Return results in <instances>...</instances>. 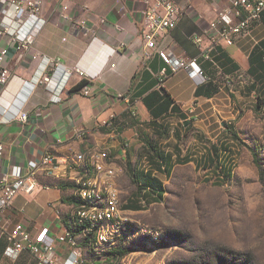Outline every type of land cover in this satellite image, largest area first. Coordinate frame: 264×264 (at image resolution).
Wrapping results in <instances>:
<instances>
[{
    "label": "crops",
    "instance_id": "obj_1",
    "mask_svg": "<svg viewBox=\"0 0 264 264\" xmlns=\"http://www.w3.org/2000/svg\"><path fill=\"white\" fill-rule=\"evenodd\" d=\"M42 1L46 24L31 46L0 39V49L7 48L2 65L10 72L8 82L0 88V142L4 147L0 176L9 181L26 177L30 162L39 166L32 179L34 190L17 194L12 206L0 215V264H35L28 252L16 257L4 254L10 245V232L17 223H23L33 239L46 229L48 237L57 244L55 253L60 262L70 255L71 248L65 239L69 234L77 242L85 264H95L75 225L74 185L48 176L43 157L52 156L61 170L73 153L108 147L114 159L124 157L119 141L103 126L113 119L120 141L128 146L137 143L142 146L140 157L145 164L148 162L144 141L149 137L171 154L173 161L178 156L189 160L185 163L189 164L190 154L181 149L175 152L172 130L165 140L158 139L154 130L160 125L173 129L172 120L180 121L179 116L196 104L206 122L217 118L227 139L226 143L222 140L206 143L207 148L195 161V167L201 170L197 163L203 165L211 157V145L231 149L234 162L237 142L230 138V132L237 136L239 132L234 123L229 126L224 121L234 120L241 111L264 110V15L231 47L219 44L211 48L210 59L206 60L190 38L196 34L209 46V24L218 12L231 7V0H173L181 14L177 24L161 39V47L199 68L202 75L195 76L185 69L172 73L158 54L145 50L139 17L144 0ZM63 4L68 7L69 20L59 15ZM53 60L83 70L90 95L79 93L82 82L77 76L56 92L39 83L41 75L49 69L48 61ZM251 99L263 100L261 108L257 101L252 104ZM173 106L179 112H173ZM20 112L27 114V122L16 119ZM166 144L169 146H162ZM228 155L223 151L219 159ZM179 165H173L170 176ZM205 171L210 173L208 181L213 184L214 172ZM156 174L153 171L152 176L161 181L158 176L161 174ZM74 175L75 172L70 173L71 177ZM61 238L64 242H60Z\"/></svg>",
    "mask_w": 264,
    "mask_h": 264
},
{
    "label": "built area",
    "instance_id": "obj_2",
    "mask_svg": "<svg viewBox=\"0 0 264 264\" xmlns=\"http://www.w3.org/2000/svg\"><path fill=\"white\" fill-rule=\"evenodd\" d=\"M144 7L139 11L140 38L148 52H155L169 66L172 73L179 70H190L191 75L201 76L202 72L193 63L172 56L161 47V39L173 28L181 14V9L173 0H144ZM42 0H0V39L15 42L22 47L33 44L37 34L45 26L42 16ZM68 7L60 6L59 15L63 20H69ZM264 15V0H231V7L217 13L210 22L207 35L211 44L205 46L202 38L193 35L191 41L201 50L202 57L210 59L211 48L224 44L231 47L241 34ZM7 48L0 49V88L6 85L10 72L2 63L5 62ZM48 70L41 75L39 83L51 91L62 90L70 78L77 76L82 85L79 93L90 95V87L84 82L86 73L78 66L67 67L60 62L48 61ZM191 112V109L187 110ZM19 122H27V114L20 112L16 118ZM113 120V119H112ZM112 120L103 126L110 130L114 140L119 141L120 150L124 156L128 144L120 141L119 132ZM81 135V133H79ZM3 145L0 142V173ZM42 164L47 166L46 174L50 177L67 180L74 185V220L76 228L88 244V249L95 259V264H127L132 234L131 219L122 212L121 188L118 183L119 167L111 156L110 148L104 147L88 153H73L65 168L50 155H45ZM38 165L30 162L26 177L8 180L0 176V215L9 209L17 194L31 193L35 183L33 176ZM75 172L74 177L70 173ZM71 248L69 257L60 262L56 256V242L48 237L47 230L42 229L33 239L23 223H17L10 232V245L4 250L9 257H16L22 252H28L35 264H85L86 260L75 239L69 234L65 236ZM64 242V238L60 239ZM126 250L127 254L119 258L117 253Z\"/></svg>",
    "mask_w": 264,
    "mask_h": 264
},
{
    "label": "rangeland",
    "instance_id": "obj_3",
    "mask_svg": "<svg viewBox=\"0 0 264 264\" xmlns=\"http://www.w3.org/2000/svg\"><path fill=\"white\" fill-rule=\"evenodd\" d=\"M250 101L255 105L257 100ZM190 109L184 112L187 131L179 132L180 141L172 143L190 154L192 162L176 166L170 177L156 174L165 186L162 202H141L140 210L133 208L137 190L129 168L151 169L140 157L141 145L128 146L122 158L111 155L120 170L121 210L131 219L133 239L125 262L264 264V110L241 111L234 120L224 121L235 124L240 143L234 147L232 180L217 186L208 181V171L195 167V161L204 154L206 143H226L227 134L217 118L206 122L196 104ZM172 125L180 128L181 121L173 119Z\"/></svg>",
    "mask_w": 264,
    "mask_h": 264
},
{
    "label": "trees",
    "instance_id": "obj_4",
    "mask_svg": "<svg viewBox=\"0 0 264 264\" xmlns=\"http://www.w3.org/2000/svg\"><path fill=\"white\" fill-rule=\"evenodd\" d=\"M257 104L258 108L260 109L261 105L263 104V100L257 99ZM172 111L179 112V109L177 106H173ZM179 117L181 121L180 128L173 127V129H171V127L163 125L155 127L154 134L158 137V139H167L170 136L172 130V135L174 136V138L180 141L181 138H179L178 133L182 130L183 132H186L187 128L185 127V114H181ZM230 134V138L234 142L240 143V138L237 136L236 133L230 132ZM144 145V153L151 170H148L145 173H138L129 168V174L133 183L136 185L137 190L135 194L136 202L133 207L135 210H140V208L143 207L141 206V202H146L147 205H149L151 202L160 203L163 200L165 188L160 180L152 176L153 171L157 174L164 175L165 177H170L174 164L181 165L189 162V160L179 158L178 156L176 157L175 161H173L171 158V154L166 153L165 150L162 149V147H158L157 143L151 137L147 138V140L144 141ZM173 148L175 152H180L177 146H174ZM209 150L211 153V157L206 158L203 161V165L202 162L197 163V167H200L204 170L208 169L214 172L215 176L213 185H225L228 181L232 179V164L234 163V158L231 154V149H221L219 147H216L215 145H211L209 147ZM223 151L229 154L224 158V160L219 159V154ZM225 161L227 163H225ZM253 163L257 166V168L259 167L256 158L253 159ZM126 254L127 251L123 250L118 252L117 256L121 258Z\"/></svg>",
    "mask_w": 264,
    "mask_h": 264
},
{
    "label": "water",
    "instance_id": "obj_5",
    "mask_svg": "<svg viewBox=\"0 0 264 264\" xmlns=\"http://www.w3.org/2000/svg\"><path fill=\"white\" fill-rule=\"evenodd\" d=\"M186 123H187V122H186ZM186 123H185V124H186Z\"/></svg>",
    "mask_w": 264,
    "mask_h": 264
}]
</instances>
